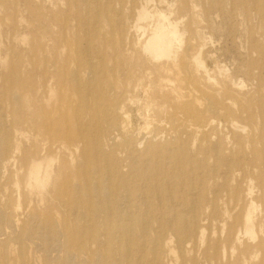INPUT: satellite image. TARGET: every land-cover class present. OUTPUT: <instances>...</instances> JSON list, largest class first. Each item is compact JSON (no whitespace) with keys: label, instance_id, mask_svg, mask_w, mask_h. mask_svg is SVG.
Returning a JSON list of instances; mask_svg holds the SVG:
<instances>
[{"label":"rangeland","instance_id":"rangeland-1","mask_svg":"<svg viewBox=\"0 0 264 264\" xmlns=\"http://www.w3.org/2000/svg\"><path fill=\"white\" fill-rule=\"evenodd\" d=\"M77 263L264 264V0H0V264Z\"/></svg>","mask_w":264,"mask_h":264},{"label":"bare ground","instance_id":"bare-ground-1","mask_svg":"<svg viewBox=\"0 0 264 264\" xmlns=\"http://www.w3.org/2000/svg\"><path fill=\"white\" fill-rule=\"evenodd\" d=\"M97 1V0H94V2ZM108 2H110L111 0H107ZM148 1V0H147ZM88 3V2H87ZM145 5V4H144ZM88 11V10H87ZM111 11V10H110ZM140 16H143L145 17L146 16V11L145 10H142V12H139ZM138 14V15H139ZM139 17V16H138ZM160 18L165 22L167 21L166 18L162 15H160ZM140 19V18H138ZM145 19V18H144ZM144 19H141V20H144ZM117 23V22H116ZM174 24V23H173ZM176 43H179V35L177 33V30H176V26L175 25H172L171 23L167 22V26H165L164 24H160L158 23L154 29V31L151 33L150 37L147 39V41L144 43V46H143V50L146 54H148L150 57H152L153 59L157 60V59H160V58H163V57H168L170 54L173 53V46L174 44ZM88 47V46H87ZM179 47V46H178ZM176 49V48H175ZM82 54V53H81ZM89 55V53H88ZM198 58V57H197ZM92 59V58H91ZM162 60V59H161ZM93 60H91L92 62ZM195 61V59H194ZM175 62V61H174ZM93 63V62H92ZM90 66V64H88ZM90 68V67H89ZM199 69V68H198ZM92 71V70H91ZM90 71V72H91ZM73 72V71H72ZM206 72V71H205ZM77 73V72H76ZM206 74V73H205ZM74 76V75H73ZM87 76H89V74H87ZM90 77V76H89ZM88 77V78H89ZM87 78V79H88ZM92 78V76H91ZM209 81V79H208ZM93 87V86H92ZM109 91V90H108ZM83 99V98H82ZM235 128V127H234ZM85 129V127H84ZM196 129V128H195ZM82 130V129H81ZM81 138V137H80ZM111 139V138H110ZM113 144V143H112ZM215 149V148H214ZM77 154V153H76ZM57 160V159H56ZM57 166V165H56ZM227 166V165H226ZM38 168V167H37ZM36 169L37 173H38V170ZM52 168V167H51ZM227 170V169H226ZM47 171V170H46ZM228 171V170H227ZM230 172V171H229ZM21 173V172H20ZM222 173V172H221ZM228 173V172H227ZM31 174V173H30ZM34 175H36L35 173H33ZM31 174V175H33ZM200 174V172H199ZM30 175V176H31ZM48 175V173H46V176ZM94 176V174H93ZM35 177V176H34ZM37 177V176H36ZM37 179V178H35ZM39 179V178H38ZM31 181V180H30ZM74 182V181H73ZM77 182V180H76ZM34 183V181H33ZM110 183V182H109ZM75 186V185H74ZM214 190V189H213ZM214 193V191H213ZM18 194V193H17ZM111 196V195H110ZM247 197V196H246ZM19 200V199H18ZM19 203V202H18ZM196 205V204H195ZM143 206V205H142ZM109 207V206H108ZM135 207V206H134ZM189 207H190V203H189ZM64 208V207H63ZM103 209V208H102ZM195 209V207H194ZM182 211V210H181ZM183 212V211H182ZM249 212V210H248ZM194 214V212H192ZM109 215V214H108ZM82 216V215H81ZM174 216V215H173ZM127 218V217H126ZM125 218V220H126ZM184 219V217H183ZM246 219V218H245ZM249 220V218H248ZM98 222V221H97ZM255 222V221H254ZM149 223V222H148ZM58 225V224H57ZM184 225V224H183ZM244 225H245V222H244ZM16 227V226H15ZM249 227V226H248ZM14 229V228H13ZM16 229V228H15ZM249 229V228H248ZM6 230V229H5ZM17 230V229H16ZM15 230V232H16ZM124 232V231H123ZM249 232V230H248ZM17 234V233H15ZM13 235V233L11 234ZM118 235V234H117ZM130 236V235H129ZM98 237V236H97ZM47 238V237H46ZM249 238V237H248ZM2 239V238H1ZM41 240V239H40ZM43 240V239H42ZM41 240V241H42ZM117 240V239H116ZM163 240V239H162ZM171 243V242H170ZM201 243V242H200ZM105 244V243H104ZM157 244V243H156ZM121 247V246H120ZM154 248V247H153ZM156 248V247H155ZM118 252H120L118 250ZM173 252V251H172ZM61 255V254H60ZM38 256V255H37ZM65 256V252H64V255L63 257ZM120 256V255H119ZM125 255H123L124 257ZM78 261V260H77ZM75 262V261H74ZM78 264V263H77Z\"/></svg>","mask_w":264,"mask_h":264}]
</instances>
